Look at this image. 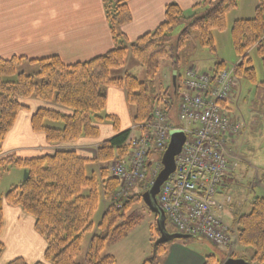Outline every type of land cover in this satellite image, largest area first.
<instances>
[{
  "label": "trees",
  "instance_id": "1",
  "mask_svg": "<svg viewBox=\"0 0 264 264\" xmlns=\"http://www.w3.org/2000/svg\"><path fill=\"white\" fill-rule=\"evenodd\" d=\"M131 0H102L114 48L88 61L64 65L57 57L41 60L23 58L0 59V155L2 144L13 128L17 116L24 107L20 101L35 99L59 107L69 114L50 110H37L31 117L34 133L43 135L49 145L74 143L81 139H96L99 126L109 124L115 136L103 142L97 149L96 162L100 168L97 175L87 177L85 166L90 162L71 150H57L39 158L19 159L14 155L0 157V180L9 170L26 172V180L6 188L0 199V233L3 227L1 200L7 206L20 209L34 220V231L45 241L43 261L35 264H114L111 256H101L108 241L123 239L139 223L140 217L130 213L132 204L141 200L129 195L120 209L112 202L102 213L96 229L91 219L97 210L100 198L112 197L119 188V181L105 167L128 157L130 131L120 132L116 116L107 115L106 89L121 90L127 105L133 110V124L136 127L152 122V114L160 108L166 117L174 114L178 90L173 91L169 101L166 95L151 96L143 82L130 74L121 75L127 55L137 61L143 69L146 80L152 82L163 60L176 65V52L185 47L190 31L198 43L210 53L215 52L213 33L225 27V17L237 8V0H218L213 3L203 0L200 7L204 13L185 17L175 4H168L164 10V21L152 32L125 45L124 35L119 29L131 21L128 4ZM196 8V7H195ZM188 23L180 34L176 45L167 50L172 35L178 26ZM232 47L238 57L232 70V89L237 78L254 82L249 52L255 50L264 71V0H256L254 16L238 20L230 30ZM23 62L35 64L38 72L33 76L17 73ZM226 69L223 63L215 65L211 75ZM15 77L14 81L8 79ZM264 89V77L260 83ZM227 101L222 103L225 109ZM60 124V128L51 126ZM177 126H174L178 128ZM156 158V156L154 157ZM160 161V159H158ZM86 189L88 195L81 196ZM249 211L240 213L234 220L236 242L239 247L253 251L249 264H264V197L249 200ZM148 210V209H147ZM151 230L159 238L156 225ZM86 232H92L82 263L77 261L81 253V239ZM161 243L154 247L150 264L165 252ZM4 246L0 243V257ZM234 254L230 258H234ZM7 264H29L16 258ZM146 264V263H145ZM204 264H217L214 256H206Z\"/></svg>",
  "mask_w": 264,
  "mask_h": 264
},
{
  "label": "crops",
  "instance_id": "2",
  "mask_svg": "<svg viewBox=\"0 0 264 264\" xmlns=\"http://www.w3.org/2000/svg\"><path fill=\"white\" fill-rule=\"evenodd\" d=\"M202 1L131 0L128 4L131 21L119 29V32L124 35L125 45L154 31L164 21L166 5L175 4L184 15L191 17L195 14L199 15L198 11H203L204 7L197 6ZM217 1L210 0L213 3ZM255 6L256 0H248L245 3L242 1L240 7L236 9L239 12L235 21L251 19L254 16ZM114 45L102 0H0V59L2 60L23 58L36 61L57 57L64 65H71L106 54L114 48ZM120 74L123 76L128 72L123 71ZM235 88L236 85L233 90ZM105 94V113L118 118L120 132L130 131V137L135 135L137 131L133 130L135 126L133 110L127 105L124 92L108 88ZM233 95H235L234 92ZM176 101H178L177 98ZM20 103L24 109L19 112L13 128L3 142L0 157L14 155L19 159H32L50 155L57 150H71L79 157L89 160L88 164L96 165L97 171L99 170L96 151L103 142L115 136L109 124L99 126L100 135L96 139H81L74 143L53 146L46 143L43 135L32 131L31 117L41 109L65 115L69 112L35 99H24ZM234 138L229 143H232ZM228 154V168L219 187L220 200L229 195L226 192L228 186L226 187L225 182L236 171V168H232L231 165L235 158L230 152ZM257 184L250 186L251 193L254 195L255 189H260ZM239 204L241 203L236 201L232 204L234 208L227 207L225 211L235 213L239 209ZM1 208L3 227L0 243L6 246V252L10 250L14 255L4 264L16 258H22L29 264L42 262L45 241L35 233L34 220L20 209L7 206L2 200ZM221 215L222 213L220 217ZM200 256L195 258L194 264H204Z\"/></svg>",
  "mask_w": 264,
  "mask_h": 264
},
{
  "label": "rangeland",
  "instance_id": "3",
  "mask_svg": "<svg viewBox=\"0 0 264 264\" xmlns=\"http://www.w3.org/2000/svg\"><path fill=\"white\" fill-rule=\"evenodd\" d=\"M242 1L248 2V0H237V7H240ZM231 10L225 17V27L222 31L214 32L213 41L215 52L210 53L205 48H202L194 32L190 33V38L185 44V47L176 52L178 58L176 65H172L171 60H163L160 63L159 70L156 78L149 82L146 80L143 69L137 63L135 59L127 55L125 65L116 71L122 73L123 71L132 74L138 81L143 82L151 96L166 95V101L171 102L170 96L175 90L174 85L181 84V76L185 71L190 68H195L199 74L211 75L216 64L223 63L225 68L231 70L239 61L234 49L232 47V40L230 30L232 24L235 22V18L239 10ZM239 9V8H238ZM201 15L203 11H198ZM189 15L185 14V17ZM188 23L178 26L172 35V40L168 44L167 50L176 45V41L180 34L187 28ZM249 60L254 74V82L251 83L244 78H237L234 81L236 88L229 94L227 99V110L224 113L228 117H233L241 125L240 134L234 138L232 143H226V152H230L232 157V168H236L230 179L226 180V187L228 196L231 198V204L228 209L234 208L236 201H239V209L233 214L228 211H224L221 215L222 222L230 228V240L234 239L236 243V231L234 220L236 215L247 213L250 209L249 200L253 197H264V89L260 87V83L263 81L264 71L261 64V60L255 50L249 52ZM192 66V67H191ZM38 72V68L35 64H29L23 62L17 69V73H24L28 76H33ZM140 74V75H139ZM175 77V80H174ZM14 81L15 77L8 79ZM174 80V81H173ZM233 92L235 95H233ZM233 95V96H232ZM179 98V97H178ZM172 122L169 124L176 125V112L173 114ZM60 128V124H52ZM134 136V135H133ZM132 152L131 150L129 151ZM163 153H158L156 159H161ZM161 168V166H160ZM97 167L94 164H87L85 166V174L90 177L93 173L96 174ZM150 177V176H149ZM23 180V173L16 169L9 170L5 173L0 180V198L4 194L6 188L11 185L17 184L20 180ZM258 183L260 189H255V195L251 193V184ZM148 188V187H147ZM145 186L140 182L133 185L130 190L127 191L128 195L139 196L140 198L144 194ZM88 195V191L83 189L81 196ZM127 200V197L122 199L119 206L120 209L123 203ZM112 201V200H111ZM112 203V202H111ZM110 204V198H100L97 210L93 214L91 219L93 230L99 222L102 212L106 206ZM118 203L115 202V206ZM228 207V206H227ZM226 207V208H227ZM139 215L140 223L131 230L123 239L118 241H108L105 244L104 250L101 256H111L114 260V264H150L148 261L154 256V245L158 239V235L155 231L151 230L152 226L156 225L155 215L147 210V207L140 201L132 204L129 212ZM165 227L168 233L175 234V229L169 222H165ZM92 232H86L82 235L81 239V253L77 258L79 263H82L88 242ZM177 246V247H174ZM164 254L158 255L155 259L157 264H194L196 257L199 258L202 253L201 262H204L206 256H214L217 264H223L228 258L230 253L234 254L233 259H241L249 263L252 257L253 251L250 248L239 247L238 245H232L229 248L224 246H216L210 244L206 240L195 239H182L174 240L164 246ZM229 254V255H228ZM232 254V255H233ZM227 256V258L225 257ZM14 257L13 252L7 250L4 246L3 253L1 255L0 264H4ZM253 264V263H252Z\"/></svg>",
  "mask_w": 264,
  "mask_h": 264
},
{
  "label": "built area",
  "instance_id": "4",
  "mask_svg": "<svg viewBox=\"0 0 264 264\" xmlns=\"http://www.w3.org/2000/svg\"><path fill=\"white\" fill-rule=\"evenodd\" d=\"M232 85V70L228 69L214 77L199 74L195 68L183 73L175 112L186 141L175 158L174 173L157 196L165 220L177 233L224 247L234 243L218 213L230 203V198L219 201L218 187L227 171L225 144L241 129L238 121L228 117L221 106L227 101ZM136 128L138 135L130 141L132 152L126 164L116 162L110 168L112 176L120 182L114 195L116 201L124 199L135 183H143L145 187L152 184L160 170L154 157L166 149L169 132L176 127L157 108L152 122Z\"/></svg>",
  "mask_w": 264,
  "mask_h": 264
},
{
  "label": "water",
  "instance_id": "5",
  "mask_svg": "<svg viewBox=\"0 0 264 264\" xmlns=\"http://www.w3.org/2000/svg\"><path fill=\"white\" fill-rule=\"evenodd\" d=\"M185 134L181 130H172L169 132V143L162 155V169L155 178L153 184L142 195V200L150 213L156 217V228L159 232V238L155 242L154 247L161 243H169L178 239H188V237L179 234H170L165 228V218L162 210L157 204L156 196L160 187L166 182L171 174L175 171V157L179 155L184 143ZM28 177L27 173H23V181ZM223 264H249L241 259L228 258Z\"/></svg>",
  "mask_w": 264,
  "mask_h": 264
},
{
  "label": "bare ground",
  "instance_id": "6",
  "mask_svg": "<svg viewBox=\"0 0 264 264\" xmlns=\"http://www.w3.org/2000/svg\"><path fill=\"white\" fill-rule=\"evenodd\" d=\"M230 169V168H229Z\"/></svg>",
  "mask_w": 264,
  "mask_h": 264
}]
</instances>
